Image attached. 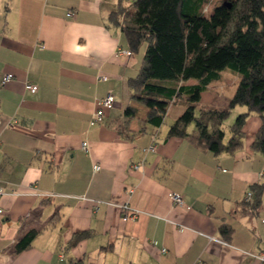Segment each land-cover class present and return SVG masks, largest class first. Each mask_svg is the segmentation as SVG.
I'll use <instances>...</instances> for the list:
<instances>
[{
  "label": "crops",
  "instance_id": "1",
  "mask_svg": "<svg viewBox=\"0 0 264 264\" xmlns=\"http://www.w3.org/2000/svg\"><path fill=\"white\" fill-rule=\"evenodd\" d=\"M131 1L0 0V264H258L264 155L250 144L260 117H247L241 149L218 155L144 122L148 108L127 89L139 64L118 53L129 47L109 19ZM109 93L112 107L91 125ZM127 105L137 109L130 131ZM256 183L255 213L245 194ZM222 223L233 228L228 240ZM30 230L31 246L17 252Z\"/></svg>",
  "mask_w": 264,
  "mask_h": 264
},
{
  "label": "trees",
  "instance_id": "2",
  "mask_svg": "<svg viewBox=\"0 0 264 264\" xmlns=\"http://www.w3.org/2000/svg\"><path fill=\"white\" fill-rule=\"evenodd\" d=\"M204 1L132 0L111 11L109 19L120 26L131 54L145 43L138 72L127 80L128 98L147 107L144 122L158 127L169 103L184 97L187 105L168 126L166 137L185 139L215 155L243 147V126L254 112L261 123L250 148L264 155V0H228L215 5L209 15L203 12ZM225 68L240 76L233 95L225 106L203 104L201 93L220 79ZM189 79L196 83L187 84ZM236 105L246 111L237 115L227 133L223 122ZM136 112L131 105L124 108L126 131ZM250 188L254 198L245 202L256 213L263 184ZM219 231L228 240L233 228L222 223ZM88 233L74 234L71 244ZM35 235V230L25 233L15 250L29 248Z\"/></svg>",
  "mask_w": 264,
  "mask_h": 264
},
{
  "label": "rangeland",
  "instance_id": "3",
  "mask_svg": "<svg viewBox=\"0 0 264 264\" xmlns=\"http://www.w3.org/2000/svg\"><path fill=\"white\" fill-rule=\"evenodd\" d=\"M228 0H205L203 5V12L205 15H209L214 9L215 5H219ZM145 49V43L142 44L137 52L133 53V57L137 60L139 67L142 61V56ZM239 74L230 69L225 68L220 71V79L213 82L207 87V91L202 94V102L205 105H218L225 106L233 95L236 85L239 81ZM186 101L184 97L178 100L171 101L168 105L167 112L163 118L162 122V132L166 130L176 117L185 109ZM246 111L244 106L236 105L230 111L229 116L223 122V129L228 133L230 125L235 121L237 115L241 112Z\"/></svg>",
  "mask_w": 264,
  "mask_h": 264
},
{
  "label": "built area",
  "instance_id": "4",
  "mask_svg": "<svg viewBox=\"0 0 264 264\" xmlns=\"http://www.w3.org/2000/svg\"><path fill=\"white\" fill-rule=\"evenodd\" d=\"M42 47V45H40ZM118 53L120 54H126V55H130L131 52L130 50H126V49H118ZM12 74L7 73L4 74L1 78V83L5 84L6 82L10 81L12 79ZM99 78L101 79H106V76H100ZM25 88L29 89L31 92H35L37 90V85L34 84H30V83H26L25 84ZM114 102V98L113 95L111 93L107 94L105 97L98 99L96 101L97 107L96 109L93 111L91 119H90V124L93 125L95 123H99L102 121V119L105 116V113L112 107ZM83 147L86 149V143H83ZM154 146L151 145L149 146L148 149H153ZM96 169L99 168V166H94ZM134 168H138V165L133 164ZM3 194V189L0 186V195ZM170 198L172 200V202L176 205H184V200L181 194L176 193V192H172L169 194ZM251 192H247L245 194V199H251ZM124 210H126V216L125 219L127 218H133L134 217V212L132 210H129L127 208V206H123ZM135 211V210H134ZM3 210L0 208V213H2ZM254 258L256 259V261L258 262V264H264V251H261L257 254H254ZM196 264H201V262H197Z\"/></svg>",
  "mask_w": 264,
  "mask_h": 264
}]
</instances>
